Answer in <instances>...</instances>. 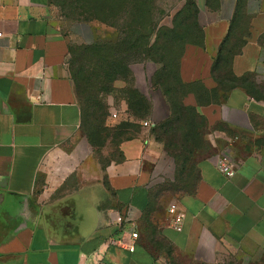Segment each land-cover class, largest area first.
<instances>
[{
    "label": "crops",
    "instance_id": "1",
    "mask_svg": "<svg viewBox=\"0 0 264 264\" xmlns=\"http://www.w3.org/2000/svg\"><path fill=\"white\" fill-rule=\"evenodd\" d=\"M194 2L207 19L201 52L210 63L230 43L240 3L247 25L239 47L229 48L236 53L229 69L235 78L264 79V0H214V8ZM0 32V264H264V104L241 88L219 104L199 105L188 94L184 104L198 107L209 127L225 126L213 135L214 147L226 140L225 148L197 160L189 192L154 205L149 164L155 152L141 135L120 142L122 162L102 180L66 167V149L81 125L71 50L114 42L117 32L90 21L61 26L50 0H0ZM192 57L179 62L182 80L211 84ZM156 70L152 61L130 65L152 118L158 104L166 115L163 98L149 97ZM222 157L234 166L231 178L216 167ZM170 205L182 216L180 232L171 226ZM132 231L138 238L131 249L111 243L128 241Z\"/></svg>",
    "mask_w": 264,
    "mask_h": 264
},
{
    "label": "rangeland",
    "instance_id": "2",
    "mask_svg": "<svg viewBox=\"0 0 264 264\" xmlns=\"http://www.w3.org/2000/svg\"><path fill=\"white\" fill-rule=\"evenodd\" d=\"M51 13L56 18L57 22L61 26L67 27L75 22H95L100 26H104L113 29L94 17H103L109 19L111 16V10L106 9L104 12H99L95 8V3L106 4L107 7L109 0H50ZM120 0H114V2ZM154 1V17L159 24L167 27L172 26V20L176 13L183 7L186 2L190 0H153ZM194 1V0H193ZM212 1V0H210ZM113 3V1H111ZM210 7L214 8V3H210ZM197 5V4H196ZM206 16L198 14L196 16V23L192 20L186 24L183 28L175 26L176 32L185 34V45L179 43L172 45L183 49L182 57H188V59L196 57V59L190 61V64L195 61L202 66L201 71L204 75H209L213 82L205 85L204 83L197 81L196 85H192L191 88L196 91L201 102H222L227 94V91L231 87L237 86L238 83L234 81L230 73V58L233 52L229 48H238V41L240 37L245 33L247 25V19L242 17L238 18L234 22V27L231 29L230 43L224 47V52L213 58L211 63L201 52V25L207 21ZM114 30V29H113ZM101 43L110 42L107 40L100 41ZM241 42V41H240ZM178 52H176L177 56ZM217 58L221 61L218 62ZM194 61V62H193ZM82 62L78 59L77 63ZM189 62V61H188ZM166 63V62H165ZM157 70L161 72L160 64H157ZM156 70V71H157ZM155 71V72H156ZM170 76V75H169ZM181 78V76H180ZM167 79V78H165ZM182 79V78H181ZM116 81L112 84V89L108 93L91 94L93 97L88 103L83 104V113L81 114L80 132L77 139L70 144L66 149L69 157L66 162V167L69 170H75L77 166H80L85 172H94L97 181L102 180L105 176L107 169L111 166H115L122 162V157L119 152V144L122 140L128 139L132 136L141 135L149 141L155 154L150 158V170H151V191H153V204L165 205L175 201V199L190 191L193 187L194 181L192 176L194 175V163L198 159L207 157L212 154H219L224 151V143L218 144V147H214L213 135L214 131L225 130V126L220 123L214 125H208V122L204 116H202V125L204 126L203 132H198L196 138V144L198 150L192 152L190 155L186 151H176L173 148H168L166 145V138L160 137L161 141H156L159 138L157 131L152 133L150 126H143L141 120L137 121L129 115L127 106L125 103V96L127 93L136 88L133 83V79L129 81H120V87L115 86ZM184 82V81H183ZM189 84V83H187ZM150 86V98L160 97V92L155 88H152L151 80ZM240 86L248 88L253 92L254 99L264 104V79L258 77H250ZM213 87V88H210ZM203 88V89H202ZM210 88V89H208ZM137 89V88H136ZM209 90V93L203 90ZM158 101V100H157ZM209 105V104H208ZM158 113L151 119L147 117L146 121H158L163 118L164 109L158 104ZM151 119V120H150ZM137 123L140 126H133L131 123ZM151 124V122H150ZM189 129L182 127L180 136L185 135ZM231 152V151H230ZM179 158L181 161H179ZM174 160V161H173ZM185 161V162H184ZM162 163L163 168L155 169V163ZM174 162L175 164L173 165Z\"/></svg>",
    "mask_w": 264,
    "mask_h": 264
},
{
    "label": "trees",
    "instance_id": "3",
    "mask_svg": "<svg viewBox=\"0 0 264 264\" xmlns=\"http://www.w3.org/2000/svg\"><path fill=\"white\" fill-rule=\"evenodd\" d=\"M211 2H214V0H206L205 4L210 7ZM50 3L52 2L50 1ZM105 5L103 2L102 4L95 3V8L99 12L110 9L111 16L108 17L109 19L94 18L113 28L118 34L117 40L106 43L98 42L89 46H76L71 50L69 68L79 97L81 114L83 113V104L92 99V93L96 97L98 94L110 92L112 84L117 80L127 83L132 79L131 64L152 61L161 66V72L157 73V70L152 76L151 84L152 88L160 92L164 100L166 115L156 122L153 121L154 125L151 127V131L152 133L157 131L158 135L161 133L156 141L166 138L168 148H173L176 151H186L189 155L196 152L198 146L194 140H197L198 132H203V118L198 111V107L185 105L184 99L188 94H194L199 105L203 102L199 100L196 91L191 88L192 85H196L198 82L187 84L180 78L179 62L184 51L172 45L177 43L185 45L186 35L178 33L172 28L175 26L183 28L192 20L196 23L197 5L193 0L186 2L174 16L172 28L161 25L159 21H156L153 13L155 9L153 0H120L118 2L109 0L108 6ZM237 17L241 18L240 3L237 4L235 10V18ZM230 38L231 30L225 43L230 41ZM259 43L264 46L262 40H259ZM200 46H202V28ZM225 46L224 44L221 47L217 57L224 52ZM176 52H178L177 56ZM234 54L236 53L233 52L231 57ZM78 59L82 61L79 65L77 63ZM217 61L220 62L221 60L217 58ZM231 76L238 85L231 87L230 90L241 88L254 99L253 92L240 86V84L248 78L256 76L253 74H247L241 78H235L232 74ZM203 91L209 93V90L204 89ZM124 100L128 113L134 120L144 122L147 117H152L151 103L138 89H131ZM210 103L216 104L213 101H206L203 104ZM131 124L136 127L140 126L135 122ZM182 127L189 130L185 135L180 136ZM179 161H181L180 158ZM193 170L194 175L192 178L195 182L197 179L196 163H194ZM186 192H189V190Z\"/></svg>",
    "mask_w": 264,
    "mask_h": 264
},
{
    "label": "built area",
    "instance_id": "4",
    "mask_svg": "<svg viewBox=\"0 0 264 264\" xmlns=\"http://www.w3.org/2000/svg\"><path fill=\"white\" fill-rule=\"evenodd\" d=\"M1 36H2V33L0 32V37ZM142 125L143 126H149V123L147 121H144V122H142ZM216 167L227 178H231L235 174V169H234V166H233L232 162L226 157L220 158L217 161V163H216ZM168 214L171 217V226H172V228L175 231L180 232L182 230V216L177 211L175 205H170V207L168 208ZM117 221L119 223L124 222L125 221V216L123 214H121L118 217ZM137 238H138L137 232L136 231H132L130 233V239L128 241L118 240V241H111V243L114 244V245H117V246H119V247H121L123 249H131Z\"/></svg>",
    "mask_w": 264,
    "mask_h": 264
}]
</instances>
